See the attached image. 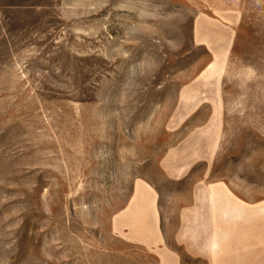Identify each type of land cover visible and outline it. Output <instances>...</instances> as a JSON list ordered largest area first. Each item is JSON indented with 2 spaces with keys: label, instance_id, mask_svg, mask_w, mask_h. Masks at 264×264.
<instances>
[{
  "label": "rangeland",
  "instance_id": "1",
  "mask_svg": "<svg viewBox=\"0 0 264 264\" xmlns=\"http://www.w3.org/2000/svg\"><path fill=\"white\" fill-rule=\"evenodd\" d=\"M264 0H0V264H264Z\"/></svg>",
  "mask_w": 264,
  "mask_h": 264
},
{
  "label": "crops",
  "instance_id": "2",
  "mask_svg": "<svg viewBox=\"0 0 264 264\" xmlns=\"http://www.w3.org/2000/svg\"><path fill=\"white\" fill-rule=\"evenodd\" d=\"M262 225H264V223H262ZM263 247H264V238H263Z\"/></svg>",
  "mask_w": 264,
  "mask_h": 264
}]
</instances>
